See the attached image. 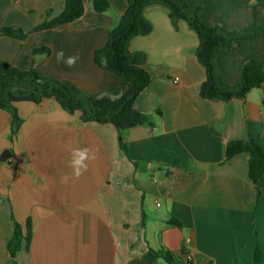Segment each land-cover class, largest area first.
I'll use <instances>...</instances> for the list:
<instances>
[{"label": "crops", "instance_id": "crops-1", "mask_svg": "<svg viewBox=\"0 0 264 264\" xmlns=\"http://www.w3.org/2000/svg\"><path fill=\"white\" fill-rule=\"evenodd\" d=\"M108 1L106 13L84 0L80 19L34 32L49 14L62 13L64 0H0V31L28 33L24 41L0 35V62L91 95L118 96L126 82L94 60L128 7L127 0ZM185 1L200 8L204 24L234 40L216 60L225 84L237 86L250 60L264 66V0ZM144 17L152 30L130 49L151 83L134 108L154 126L124 131L126 150L113 124L84 123L55 99L15 103L22 119L15 136L11 114L0 109V157L11 153L0 161V264H264V186L258 198L248 154L226 161L230 141L251 138L264 148V84L245 99H203L198 35L164 6H148ZM43 47L51 55L37 63L32 51ZM61 50L78 55L74 67L57 63ZM84 147L95 159L79 179L62 183L72 172L71 151ZM28 221L30 250L24 242L12 257L15 223L25 234Z\"/></svg>", "mask_w": 264, "mask_h": 264}, {"label": "trees", "instance_id": "trees-1", "mask_svg": "<svg viewBox=\"0 0 264 264\" xmlns=\"http://www.w3.org/2000/svg\"><path fill=\"white\" fill-rule=\"evenodd\" d=\"M65 7L56 17L48 15V19L38 25L33 31L54 30L80 19L86 12L84 0H64ZM97 13H106L111 9L108 0H90ZM125 14L109 31V37L103 48L95 51L94 60L98 67L107 70L126 82V89L112 100L110 96L91 95L75 87L68 81L54 78H44L35 69L27 71L18 69L8 63L0 62V109L12 116L13 136L22 125L15 103L22 101L42 103L47 99H55L62 109L74 115L81 114L84 123L98 122L113 124L120 133L121 146L126 150L122 133L128 129L148 125L153 127L151 116L141 113L134 108L136 100L144 93L151 83L150 73L138 62L139 55L130 49L131 42L140 36L148 35L152 27L144 17V10L151 5H161L170 10L171 17L185 20L199 38L197 57L206 69V80L201 85L200 96L209 101H225L245 99L247 95L264 84V66L260 61L250 60L242 69L241 81L231 87L224 83L216 60L219 54L231 50L233 39L223 36L217 27L204 24L200 17V8L191 9L185 0H127ZM1 36L24 41L28 33L19 28H3ZM33 54L46 53L51 55L47 47L32 51ZM248 154L249 178L256 187L257 197L262 194L264 186V148L256 141L234 140L227 144L226 161L237 155ZM172 225L180 226V222L172 220ZM33 236L31 221L27 222L26 233L19 223H15L14 235L8 244L12 257L22 250L24 242L30 250ZM163 256L169 263L174 258L170 252H154Z\"/></svg>", "mask_w": 264, "mask_h": 264}, {"label": "clouds", "instance_id": "clouds-1", "mask_svg": "<svg viewBox=\"0 0 264 264\" xmlns=\"http://www.w3.org/2000/svg\"><path fill=\"white\" fill-rule=\"evenodd\" d=\"M78 59V55L73 56H64V52L61 50L56 53L57 63L63 62L68 67H74L76 61ZM34 60L37 63H41L47 60V55L45 53H39L34 57ZM98 98H103L101 95ZM112 100L118 99V96H110ZM95 159V154L91 152V150L87 147L77 148L71 151V159L68 162V166L72 169L70 175H62L61 182L67 183L72 179H79L87 170H88V161Z\"/></svg>", "mask_w": 264, "mask_h": 264}, {"label": "water", "instance_id": "water-1", "mask_svg": "<svg viewBox=\"0 0 264 264\" xmlns=\"http://www.w3.org/2000/svg\"><path fill=\"white\" fill-rule=\"evenodd\" d=\"M11 156L10 151L6 150L0 157V161L4 162Z\"/></svg>", "mask_w": 264, "mask_h": 264}, {"label": "rangeland", "instance_id": "rangeland-1", "mask_svg": "<svg viewBox=\"0 0 264 264\" xmlns=\"http://www.w3.org/2000/svg\"><path fill=\"white\" fill-rule=\"evenodd\" d=\"M153 212V211H152ZM154 214L157 215V211H154ZM159 215V214H158Z\"/></svg>", "mask_w": 264, "mask_h": 264}]
</instances>
